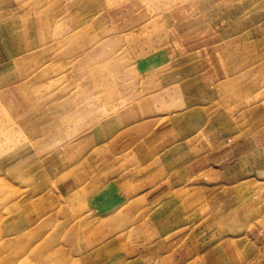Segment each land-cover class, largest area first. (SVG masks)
<instances>
[{"label":"rangeland","instance_id":"rangeland-1","mask_svg":"<svg viewBox=\"0 0 264 264\" xmlns=\"http://www.w3.org/2000/svg\"><path fill=\"white\" fill-rule=\"evenodd\" d=\"M222 42L245 49H225L220 94L208 79L220 77L209 56ZM170 122L219 126L233 154L244 139L254 147L224 169L243 181L227 205L236 220L264 213V0H0V264H132L131 251H87L90 200L128 170L133 139L155 162L151 139L168 145ZM81 165L95 187L66 194ZM196 229L218 238L214 225Z\"/></svg>","mask_w":264,"mask_h":264},{"label":"crops","instance_id":"crops-1","mask_svg":"<svg viewBox=\"0 0 264 264\" xmlns=\"http://www.w3.org/2000/svg\"><path fill=\"white\" fill-rule=\"evenodd\" d=\"M222 44L218 45L219 53L213 50V60L212 55L209 56L210 62L221 69L220 77L208 79L220 94L231 78L225 49L233 51L231 48L236 47L230 44L223 50ZM236 45L235 56L245 49L242 44ZM190 47L180 50L186 52ZM222 66L226 67V73ZM177 87L181 92V83ZM196 123L193 128L179 129L170 122L172 129L166 127L165 132L169 140L166 146L160 137H153L152 144L161 140V152L150 165L147 142H140L142 137L133 139L131 144L137 147L138 154L124 158L123 162L130 164L128 170L108 181L111 189L107 195L94 196L90 200L92 223L83 230V234L88 237L86 249L92 253L93 259L98 258L99 252L109 253L115 249L118 254L131 251L132 264H258L262 261L260 243L254 238L261 237L260 242L264 243V213L254 211L250 215L241 209L236 220L229 212L228 195L232 198L230 203H233L234 194L238 193L232 187L243 181L234 178L233 174L224 173L225 168L242 161L254 147H245L244 139L241 141L243 144L235 143L236 149L239 147L241 150L235 149L233 154L230 147L223 146V132L219 126L204 123L197 128ZM111 152L109 147V154ZM165 153H171L172 158L164 161ZM233 155L229 163L228 159ZM85 169L81 165L80 169L72 172L75 173V183L66 189V194L84 190L91 180L95 187L96 173L88 168L85 172ZM108 198L110 200H106ZM208 206L207 214L199 216L201 208L205 211ZM201 224L214 225L219 229L218 238H212L211 230L208 235L197 232L196 227ZM246 225L248 228H244ZM223 232L226 239H223Z\"/></svg>","mask_w":264,"mask_h":264},{"label":"bare ground","instance_id":"bare-ground-1","mask_svg":"<svg viewBox=\"0 0 264 264\" xmlns=\"http://www.w3.org/2000/svg\"><path fill=\"white\" fill-rule=\"evenodd\" d=\"M15 84V83H14ZM13 86V85H12ZM8 87H9V85H8ZM7 89V94H13L14 92H13V89L11 88L10 89V87L9 88H6ZM127 94V93H126Z\"/></svg>","mask_w":264,"mask_h":264}]
</instances>
